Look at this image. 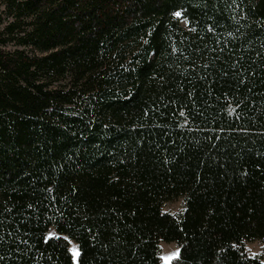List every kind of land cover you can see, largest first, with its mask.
<instances>
[{"label":"trees","instance_id":"16d2710c","mask_svg":"<svg viewBox=\"0 0 264 264\" xmlns=\"http://www.w3.org/2000/svg\"><path fill=\"white\" fill-rule=\"evenodd\" d=\"M70 240L264 264V0H0V264H75Z\"/></svg>","mask_w":264,"mask_h":264},{"label":"rangeland","instance_id":"374dc122","mask_svg":"<svg viewBox=\"0 0 264 264\" xmlns=\"http://www.w3.org/2000/svg\"><path fill=\"white\" fill-rule=\"evenodd\" d=\"M178 17H182L181 14L177 15ZM181 24L184 27H188V22L185 19H181ZM184 200L182 198L177 199L176 201L168 202L164 210L171 213H180L184 210ZM54 229L52 228L49 234H54ZM161 264H174L180 258L182 246L177 242L167 243L161 242ZM246 248L250 255L260 257L264 261V244L260 241L246 242ZM70 250L73 255V260L75 264H79V256L80 250L78 244L70 240ZM78 253V254H77ZM176 253L175 256L172 254Z\"/></svg>","mask_w":264,"mask_h":264},{"label":"snow or ice","instance_id":"6c2138e0","mask_svg":"<svg viewBox=\"0 0 264 264\" xmlns=\"http://www.w3.org/2000/svg\"><path fill=\"white\" fill-rule=\"evenodd\" d=\"M176 15H180V13H177ZM77 254H78V253H77ZM172 255H173V256H175V255H176V253H173Z\"/></svg>","mask_w":264,"mask_h":264}]
</instances>
